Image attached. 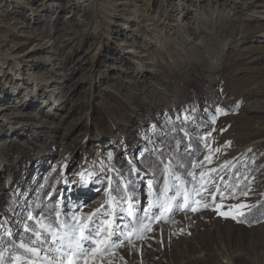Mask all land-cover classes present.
Segmentation results:
<instances>
[{"label": "rangeland", "instance_id": "rangeland-1", "mask_svg": "<svg viewBox=\"0 0 264 264\" xmlns=\"http://www.w3.org/2000/svg\"><path fill=\"white\" fill-rule=\"evenodd\" d=\"M22 1L0 0V264H48L57 217L102 205L92 264H264V219H238L264 192V0ZM178 123L198 149L188 174L159 155L155 189L139 161Z\"/></svg>", "mask_w": 264, "mask_h": 264}, {"label": "trees", "instance_id": "trees-1", "mask_svg": "<svg viewBox=\"0 0 264 264\" xmlns=\"http://www.w3.org/2000/svg\"><path fill=\"white\" fill-rule=\"evenodd\" d=\"M191 127L193 124H189ZM177 129H170V134L167 135L169 139L174 140L169 141L167 140L168 138L165 137H161L160 138V149L159 151H155L152 152L148 155H144L141 157L140 159V163L142 164L143 167H145L147 170H149L153 176V180L155 182V189L158 188V180L157 178L160 176V174L163 171V166L162 163L159 161V155H164L167 156L171 162L173 163V165L176 167L174 169V171L176 172H180L182 171L184 174H188L191 167H190V163L189 161H185L183 160L184 158H186L187 156L191 155L190 152H187V145L190 143L193 148L198 149V144L196 143V141L194 140L193 137H190V139H187L186 137H184L181 133H180V125L179 123L177 124ZM166 136V137H167ZM177 142V144L175 143ZM171 144V145H170ZM172 148L173 149H177V153L174 154L172 153ZM190 158V157H189ZM110 164L112 165V167H114L115 169H117L118 171H125L128 174V180L131 182L130 184V191L132 193V197L133 199H137L138 198V186L136 185L135 181V177L133 173H136L135 170H133L132 166L130 165V163L126 160V158L124 156H120V155H115L112 157L108 158ZM188 160V158H187ZM55 176V172H53L45 181L44 186L42 187V190L40 191V193L38 192V194H36L35 200H37V202H33L31 205V210L32 211H36V209L38 208V202L41 201L42 196H45V200H47L46 196L48 195L49 190L51 189V187L53 186V179ZM114 180H118V178L116 176H113ZM135 183V184H134ZM107 186V185H106ZM244 186H246V182L244 184V182H240V184L237 186L234 182V180L232 181V188L233 189H237V188H244ZM113 189V193L114 196L117 198H121L122 195L125 194V190L122 188V185H115V187L112 188ZM232 189V190H233ZM48 197V196H47ZM47 202H49L47 200ZM46 202V203H47ZM49 204L52 206V203L49 202ZM42 215H46L45 209H43L41 211ZM239 220L244 221L246 223H254L260 220L264 219V192L262 193V195L260 196L258 202L252 207L250 208L248 211L244 212V215H239L238 217ZM27 222V221H25ZM20 237H24L23 234H20Z\"/></svg>", "mask_w": 264, "mask_h": 264}, {"label": "snow or ice", "instance_id": "snow-or-ice-1", "mask_svg": "<svg viewBox=\"0 0 264 264\" xmlns=\"http://www.w3.org/2000/svg\"><path fill=\"white\" fill-rule=\"evenodd\" d=\"M219 111V109H217ZM205 159H208L207 157ZM167 167V166H166ZM195 167V165H194ZM211 171H215L214 169ZM203 173L201 176L203 177ZM167 188H165L164 193L166 194ZM179 195V193H177ZM247 195V193H244ZM109 199L114 200V197H111L109 194ZM171 200H175L176 197H171ZM107 203V202H106ZM103 205L101 208L95 210L94 213H89L84 218H78L76 215L71 217V221H59V217H57L56 223L59 224L58 228H55L50 231L49 235H51V244L47 251L54 252L57 255L55 256H46L45 260L48 264H80L81 260L84 261V264H92V260L88 258V253L91 249L92 253H96L99 251L98 248H91V244H97L99 242V237H101L104 233L101 229V225L97 224L96 227H92L91 225L94 224L97 220V214L102 212ZM163 207V206H161ZM235 207L238 208H245L247 205L240 204ZM194 211L196 209H193ZM147 209L145 210L147 214ZM131 214V212H130ZM240 215H244L243 212ZM32 216L29 214V219ZM104 223H108L107 220ZM51 228V225L48 226ZM115 230L113 229L109 232V237L115 235ZM44 235L41 232H37L36 236L39 238L40 236ZM120 235H123L121 232ZM90 242V243H89ZM43 243L48 244L49 241L47 236H45ZM21 248H25L28 252L33 254H38L40 252V248L31 247L29 248L26 244H21ZM106 250V248H105ZM23 258L16 257L14 259V264H21ZM27 264H35V261L28 260Z\"/></svg>", "mask_w": 264, "mask_h": 264}, {"label": "bare ground", "instance_id": "bare-ground-1", "mask_svg": "<svg viewBox=\"0 0 264 264\" xmlns=\"http://www.w3.org/2000/svg\"><path fill=\"white\" fill-rule=\"evenodd\" d=\"M12 1H15L16 2V4H22V3H25V1H22V0H12ZM115 4H120V3H115ZM115 11H116V9H115ZM257 12V11H256ZM114 14V13H113ZM112 15V14H111ZM115 15H117L116 13H115ZM36 45H40V43H38V44H36ZM40 46H43V45H40ZM128 53H134L135 54V52L134 51H132V50H130V51H128ZM1 65V64H0ZM146 71L148 72H151L152 71V69H146ZM28 72V71H27ZM19 79V78H18ZM11 92V96H13V93H14V89L12 90V91H10ZM18 95V94H17ZM11 107V104H8V103H5V104H1L0 105V114L2 113V114H4V113H6V111L9 109Z\"/></svg>", "mask_w": 264, "mask_h": 264}]
</instances>
